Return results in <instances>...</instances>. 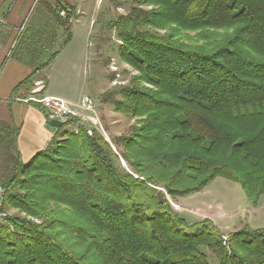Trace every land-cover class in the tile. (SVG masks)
I'll return each instance as SVG.
<instances>
[{
    "label": "trees",
    "instance_id": "obj_1",
    "mask_svg": "<svg viewBox=\"0 0 264 264\" xmlns=\"http://www.w3.org/2000/svg\"><path fill=\"white\" fill-rule=\"evenodd\" d=\"M132 3L108 26L138 71L114 101L136 126L112 139L116 152L82 125L55 127L58 138L17 160L0 181L5 211L18 210L0 225V264H209L205 251L219 264H264V227L245 224L223 240L211 220L189 224L166 198L217 178L239 183L253 203L264 194V0ZM45 20L34 39L29 22L11 50L33 68L14 91L33 90L71 39L58 0ZM54 27L65 33L58 47Z\"/></svg>",
    "mask_w": 264,
    "mask_h": 264
},
{
    "label": "rangeland",
    "instance_id": "obj_2",
    "mask_svg": "<svg viewBox=\"0 0 264 264\" xmlns=\"http://www.w3.org/2000/svg\"><path fill=\"white\" fill-rule=\"evenodd\" d=\"M132 2L133 0H104L93 20V28L90 32H88L87 25L89 19L86 18L84 21L82 20L84 17H80L78 22H74L76 17L74 12L72 13L73 22L70 24L74 26L75 36L61 50L56 61V64H60L61 68L59 70L52 69L49 77L50 85L46 90V92L58 93L61 97L71 101H78L81 96L85 95L83 98H86L87 102L90 103L91 109L89 110L90 113L84 114L90 118V121H83L82 124V121L79 122L80 117H71L72 120L74 119L73 124L61 125L60 130L69 129L77 132L79 125L86 129L90 128L92 133L96 131L101 134L114 152H116L117 146L115 147L112 139L130 134L132 127L137 124L135 118L115 109L114 101L120 98L116 91L121 87L131 86V78L137 76L138 71L125 62L118 53L117 48L121 41L116 37V32L108 26V22L113 21L120 14L127 13L133 4ZM106 6H108L107 10H105ZM141 8L151 9L152 6L142 5ZM41 9L40 5L36 7L30 21L37 19ZM188 34L195 36V32ZM64 35V31L61 30L60 38H63ZM12 59L14 58L10 57V60ZM75 65H80V71L73 68ZM47 74V71H42L39 77L41 79L45 77L46 80ZM45 80L42 79L41 82L36 83V86L42 85L41 88L43 89L48 82L46 80L44 83ZM41 93L37 92L31 97L41 98L39 97ZM12 138L15 139L16 137L10 130H0V181L4 179V176L14 173L17 160L23 162L18 150L16 151L12 146L11 148L9 146ZM52 138L58 137L54 134ZM119 161L121 166L127 169L125 161L122 158H119ZM3 171H6L4 175H2ZM210 185H222L223 192L220 193V189H218L215 193H209L206 188ZM208 186L196 192L197 194H190H196L195 196L187 195L188 197L183 199L172 200L166 195V198L174 211L178 212L189 224L203 219L211 220L222 234L223 240L227 239L229 232L247 224L245 223L247 217L252 221L260 220L255 225H264V194L253 203L237 182L217 178ZM232 200L234 201L233 204L230 202ZM235 203L240 206L235 205ZM6 212L7 217L18 214V210L14 208L6 209ZM180 212L183 214L190 212L194 217L189 213L184 217ZM205 253L209 264H219L213 254L208 251Z\"/></svg>",
    "mask_w": 264,
    "mask_h": 264
},
{
    "label": "crops",
    "instance_id": "obj_3",
    "mask_svg": "<svg viewBox=\"0 0 264 264\" xmlns=\"http://www.w3.org/2000/svg\"><path fill=\"white\" fill-rule=\"evenodd\" d=\"M7 1H9L7 11L0 17V125H3V127L5 128H10V126H15L19 128V132L16 137V144L17 150L21 155V160L24 162L32 158L37 152L44 150L51 141L52 136L57 132L56 128L50 124V119L48 117L49 112L45 109L43 111L40 110L33 104L29 103L27 99L31 96H34V94L37 92H42L41 96L39 97L54 96L63 98L58 95V93L46 92V90L50 85L49 77L50 73L52 72V69L59 70L61 68V65L56 64V61L59 55L61 54V50L63 49V47L65 48L68 43L60 49L58 54L54 57L48 67L44 70V72L47 71L48 73L46 75V80H48V82L46 83L47 85L43 89L41 88L42 85L36 86V83L41 82L42 79L45 80V77H42L41 79L39 77L40 73H38V80L35 82V87L33 90L29 91L25 87H20L18 90L14 91L15 86L23 78H25L33 70V68L16 59L10 60V52L13 47H15V43L17 38L19 37V34H21L25 29L26 25L31 22L30 19L36 7L40 5L42 9L38 14L37 19L34 21L32 20V39H34L33 36L35 35L33 33L41 29V22L46 21L45 14L47 10V3H49L50 1L53 3L54 0H40L39 2H37V0H0V8ZM61 1L63 2V4L67 5L73 10V14H75L74 16L76 17V20L74 22H78L80 17H84V19H82L84 21H86V18L89 19L87 25L88 32H90V30H92L93 28V20L97 16V11L100 10L104 0ZM107 9L108 6L105 7V10ZM48 26H52V24L49 23ZM54 28L56 38L53 41V47H58V43L61 42L63 39L60 38L62 28ZM71 34L72 36L70 40H72V38L75 36L74 26L72 25ZM73 68L75 70L80 71L81 67L80 65H75ZM46 80L44 81V83L46 82ZM13 95L14 97L11 98V96ZM83 96H81V98H83ZM80 99L78 101H69L78 103ZM206 189L211 194L215 193L218 189H220V193L223 192L222 185H210ZM196 194L188 196H195ZM185 197H178L175 200L181 198L183 199ZM230 202L232 204L234 203L233 200ZM235 205H237V203H235ZM237 206L240 205L238 204ZM180 213L184 217L185 215H188V213L191 214L190 212H185V214H183L182 212ZM259 221H252L247 217L245 223H247L252 228L264 227V225H255Z\"/></svg>",
    "mask_w": 264,
    "mask_h": 264
},
{
    "label": "built area",
    "instance_id": "obj_4",
    "mask_svg": "<svg viewBox=\"0 0 264 264\" xmlns=\"http://www.w3.org/2000/svg\"><path fill=\"white\" fill-rule=\"evenodd\" d=\"M59 2V14L63 18H67V22H73V15L70 13V8L63 4L61 0ZM70 13V14H69ZM35 100L38 102L45 110L49 113V119H57L62 122L75 117H80L79 122L83 124L84 122L90 121V118L85 115L86 112H89L91 109L90 103L87 102L86 98H83L80 103H74L69 100L54 97V96H43L41 98H34L30 97L27 100ZM85 113V114H84ZM92 129H87L88 134H92ZM7 191V188L0 182V193H4ZM8 214L6 213L5 209H0V225L3 224L7 218Z\"/></svg>",
    "mask_w": 264,
    "mask_h": 264
},
{
    "label": "water",
    "instance_id": "obj_5",
    "mask_svg": "<svg viewBox=\"0 0 264 264\" xmlns=\"http://www.w3.org/2000/svg\"><path fill=\"white\" fill-rule=\"evenodd\" d=\"M8 2H9V1L5 2V3L3 4V6L0 8V17H1L6 11H7V8H8ZM50 124H51L52 126H54V127H59V126H61V125L63 124V122L60 121V120H57V119H51V120H50Z\"/></svg>",
    "mask_w": 264,
    "mask_h": 264
},
{
    "label": "bare ground",
    "instance_id": "obj_6",
    "mask_svg": "<svg viewBox=\"0 0 264 264\" xmlns=\"http://www.w3.org/2000/svg\"><path fill=\"white\" fill-rule=\"evenodd\" d=\"M6 193L7 191H4V193H0V209H5L4 203H5Z\"/></svg>",
    "mask_w": 264,
    "mask_h": 264
}]
</instances>
